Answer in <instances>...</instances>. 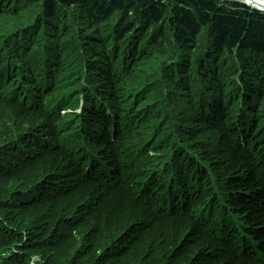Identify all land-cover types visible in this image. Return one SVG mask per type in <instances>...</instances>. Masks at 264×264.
Here are the masks:
<instances>
[{"label": "trees", "instance_id": "obj_1", "mask_svg": "<svg viewBox=\"0 0 264 264\" xmlns=\"http://www.w3.org/2000/svg\"><path fill=\"white\" fill-rule=\"evenodd\" d=\"M129 180L200 232L104 209ZM0 264H264V12L0 0Z\"/></svg>", "mask_w": 264, "mask_h": 264}, {"label": "rangeland", "instance_id": "obj_2", "mask_svg": "<svg viewBox=\"0 0 264 264\" xmlns=\"http://www.w3.org/2000/svg\"><path fill=\"white\" fill-rule=\"evenodd\" d=\"M2 29L4 28H1V30ZM136 165H140V163L138 162L136 163ZM129 183H131V180H129V182H127L123 186L117 185L118 186L117 191L111 188L105 189L103 191V193H106V194H103L104 202H102V200L100 201L102 203L103 208L108 209L111 213L122 215V216H128L129 218H134L135 213H136L135 210L136 208H138L139 210L143 212V217H144L143 221H144V224L146 225V228L151 227V225H153L156 222L155 224L157 228L156 235H160L163 239L164 238L166 239L167 237V234H165V231L169 233V240H172V238L176 237L177 234L180 233L181 230L178 227L177 220H182L183 228L184 230H187L184 235V238L187 237L188 235L189 227L197 226L194 223V219L191 216H190V219L170 217L169 213H167V208L164 207L163 205H158L159 202L155 201L156 194L148 195L146 193H143V194L140 193L138 197H134L135 193H132L134 198L126 199L123 195V190H124V187ZM141 185L142 186L144 185V181L141 182L140 186ZM133 186L134 185L132 184L130 187L132 190L134 189ZM212 222L213 220L210 221V224ZM148 232L152 234L151 229H149ZM199 232L200 231L198 229H195L193 230L192 235L196 236L197 233ZM228 242L230 244L229 247L233 249L234 245H233L232 240H229Z\"/></svg>", "mask_w": 264, "mask_h": 264}, {"label": "bare ground", "instance_id": "obj_3", "mask_svg": "<svg viewBox=\"0 0 264 264\" xmlns=\"http://www.w3.org/2000/svg\"><path fill=\"white\" fill-rule=\"evenodd\" d=\"M252 6L260 8L262 11H264V0H255L253 1Z\"/></svg>", "mask_w": 264, "mask_h": 264}, {"label": "water", "instance_id": "obj_4", "mask_svg": "<svg viewBox=\"0 0 264 264\" xmlns=\"http://www.w3.org/2000/svg\"><path fill=\"white\" fill-rule=\"evenodd\" d=\"M238 1H240V2H242V3H245V4L249 5V6H252V3H254L253 1H255V0H238ZM252 7H253V6H252ZM254 7H255V6H254ZM255 8L261 10V9L258 8V7H255Z\"/></svg>", "mask_w": 264, "mask_h": 264}]
</instances>
